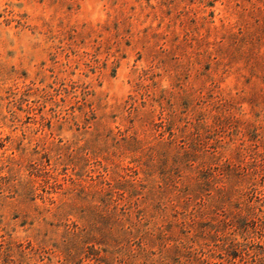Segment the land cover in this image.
I'll return each instance as SVG.
<instances>
[{"label": "rangeland", "instance_id": "374dc122", "mask_svg": "<svg viewBox=\"0 0 264 264\" xmlns=\"http://www.w3.org/2000/svg\"><path fill=\"white\" fill-rule=\"evenodd\" d=\"M261 224L264 0H0V264H262Z\"/></svg>", "mask_w": 264, "mask_h": 264}, {"label": "trees", "instance_id": "16d2710c", "mask_svg": "<svg viewBox=\"0 0 264 264\" xmlns=\"http://www.w3.org/2000/svg\"><path fill=\"white\" fill-rule=\"evenodd\" d=\"M256 225H257V224H256ZM256 225H255V226H256ZM260 226H261V227H258V226L255 227V229H254L255 232H258L257 230H259V231H260V230H261V231L264 230V224H261ZM262 229H263V230H262ZM261 235H262V234H261ZM261 237H262V236H261ZM262 247H263V246H262ZM260 254H264V252H263V253H259V254L255 253V257H258V258H259V261L262 262V264H263V263H264V261H263V260H264V256L259 257ZM100 262H101V261H100ZM98 264H101V263H98Z\"/></svg>", "mask_w": 264, "mask_h": 264}]
</instances>
